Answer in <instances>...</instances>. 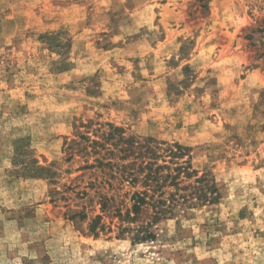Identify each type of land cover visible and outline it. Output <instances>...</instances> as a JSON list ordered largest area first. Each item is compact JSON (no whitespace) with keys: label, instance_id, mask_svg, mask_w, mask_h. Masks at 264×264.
Wrapping results in <instances>:
<instances>
[{"label":"rangeland","instance_id":"374dc122","mask_svg":"<svg viewBox=\"0 0 264 264\" xmlns=\"http://www.w3.org/2000/svg\"><path fill=\"white\" fill-rule=\"evenodd\" d=\"M92 140L179 144L216 200L94 236ZM0 264H264V0H0Z\"/></svg>","mask_w":264,"mask_h":264},{"label":"trees","instance_id":"16d2710c","mask_svg":"<svg viewBox=\"0 0 264 264\" xmlns=\"http://www.w3.org/2000/svg\"><path fill=\"white\" fill-rule=\"evenodd\" d=\"M111 134H106L105 140H108ZM119 140L124 145L115 146V148L118 152H124L121 155L122 157L124 154L129 153L132 147L135 148L131 140L124 138ZM115 145H118V142ZM86 147L89 148V150L87 149L88 152L96 153L95 162L97 167L100 168V174L95 176L93 181L90 182L96 189L95 195L98 197L97 204L100 212L91 219L88 226L89 232L94 236H97L107 227L111 229L102 220L105 215L111 221L116 218L115 223L117 224L115 227L118 230V236H128L132 242L153 240L155 234L151 230L152 225L164 218L168 213L171 214L172 208L180 199L184 200V202L196 199L201 204L204 202H215L216 200V188L208 184L206 175H201L191 180L195 170H191V166L186 161L179 162L175 160L181 156L184 150L179 144L163 149L167 153L165 155L167 159H164V164L162 165L155 161L156 157L162 154H158L153 146L147 145V153L136 152V156H147L149 161H146L143 166L141 165L142 167L138 166L137 169L131 170L127 169L122 163L118 164L119 166L116 169L110 168L109 165L113 163L105 161L104 156L115 153L98 140L90 141ZM86 147L81 150H85ZM102 150L105 153L100 155ZM143 169L146 170L143 171ZM137 182L141 183L142 188L121 192L125 185L134 186ZM167 187H173L174 191L169 193ZM108 189H112L113 193L107 195ZM77 194H80V199L84 200L86 197V199L92 200L84 189L81 192H77ZM82 203L84 205V202ZM75 215L84 219L87 214L81 210L71 214L70 217L73 218Z\"/></svg>","mask_w":264,"mask_h":264}]
</instances>
